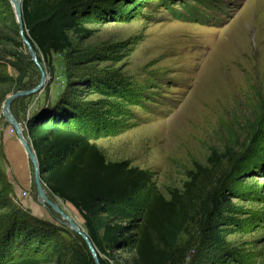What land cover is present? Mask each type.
I'll list each match as a JSON object with an SVG mask.
<instances>
[{
    "label": "rangeland",
    "instance_id": "rangeland-1",
    "mask_svg": "<svg viewBox=\"0 0 264 264\" xmlns=\"http://www.w3.org/2000/svg\"><path fill=\"white\" fill-rule=\"evenodd\" d=\"M91 8V36L72 39L73 49L53 54L50 65L42 62L48 84L10 105L27 143L35 110L71 108L106 162L149 173L166 199L182 191L196 165L209 169V158L220 155L211 185H202L204 193L216 186L232 204L208 221L226 244H198L200 216L179 242L194 264H264V0H94ZM39 78L11 6L0 0V264L29 251L66 252L81 240L40 204L32 166L30 199L39 213L22 206L7 179L3 105ZM44 189L84 230L80 214ZM43 260L72 264L69 254Z\"/></svg>",
    "mask_w": 264,
    "mask_h": 264
},
{
    "label": "trees",
    "instance_id": "trees-1",
    "mask_svg": "<svg viewBox=\"0 0 264 264\" xmlns=\"http://www.w3.org/2000/svg\"><path fill=\"white\" fill-rule=\"evenodd\" d=\"M93 3L22 0L24 35L39 64L50 65L53 54L73 49L72 39L80 41L91 36L87 27L93 23ZM83 123L71 108L56 106L28 120L26 130L41 182L52 196L80 214L100 264H194L187 258V246L181 245L179 236L198 216V244L208 250L225 246L219 230L212 231L208 221L213 213L232 204L218 195L216 186L204 193L202 185L206 180L211 185L213 170L222 164L220 155L209 158V169L196 165L187 174L182 191L173 190L166 199L151 186L149 173L127 162H106ZM50 249L51 254L29 251L13 255L7 258L15 259L5 264H42L52 255L61 258L65 254H69L72 264H95L81 240L66 252L57 247ZM118 253L123 258H116ZM209 264L218 262L212 260Z\"/></svg>",
    "mask_w": 264,
    "mask_h": 264
},
{
    "label": "water",
    "instance_id": "water-1",
    "mask_svg": "<svg viewBox=\"0 0 264 264\" xmlns=\"http://www.w3.org/2000/svg\"><path fill=\"white\" fill-rule=\"evenodd\" d=\"M21 2H22V0H20V5L18 7H15L14 17H15L16 23H17L18 28H19V34H20L21 40H22L23 44L26 46L28 54H29L32 62L36 65V67L39 71L40 78H39L38 84L34 88L27 90V91L17 92L16 94L10 96L5 101V103L3 105L2 115L5 118V120L8 122V124L15 130L17 139L22 144V146H23V148H24V150H25V152L29 158L30 164L32 166L33 182H34V186L36 189V194H37L38 200H40L41 197L45 199L46 204L51 209H53V211L57 214V216L60 219L65 220L69 224L68 228L70 230H72L75 234H77L81 238V240L85 243L94 263L100 264L99 260L97 258L96 252H95L85 230L81 231L77 227V224H75L71 219H69L63 211L59 210L51 201H49L47 198H45V189H44L43 183L41 182V178H40V174H39V165H38L36 154H35L34 150L32 149L31 145L28 144L26 139L24 138V136L22 134V130H21V125L12 117L10 110H9L12 101H14L15 99H17L19 97L32 96L34 94H38L48 84V78L45 76L43 68L41 67V65L37 61L36 53L24 35V26H23V22H22V18H21ZM44 113H45V111H43L42 109H40L38 111L35 110L32 113L31 118L40 117Z\"/></svg>",
    "mask_w": 264,
    "mask_h": 264
},
{
    "label": "crops",
    "instance_id": "crops-1",
    "mask_svg": "<svg viewBox=\"0 0 264 264\" xmlns=\"http://www.w3.org/2000/svg\"><path fill=\"white\" fill-rule=\"evenodd\" d=\"M1 143L4 154L3 160L7 169V179L13 194L21 200V204L25 209L34 214L39 213L41 207L37 202L30 199L32 189L31 164L24 148L17 138L9 132L3 136ZM22 193H25V197L21 195ZM40 214H43V212H40Z\"/></svg>",
    "mask_w": 264,
    "mask_h": 264
},
{
    "label": "bare ground",
    "instance_id": "bare-ground-1",
    "mask_svg": "<svg viewBox=\"0 0 264 264\" xmlns=\"http://www.w3.org/2000/svg\"><path fill=\"white\" fill-rule=\"evenodd\" d=\"M8 1V3L10 4V6H11V9H12V11H13V13H14V11H15V7H18L19 5H20V0H7ZM21 130H22V127H21ZM16 133V132H15ZM20 142V141H19ZM21 144V143H20ZM22 145V144H21ZM23 147V146H22ZM46 197V196H45ZM47 198V197H46ZM40 201V204L41 205H43L44 206V204H46V202H45V199L44 198H42L41 197V199L39 200ZM61 203H56L55 204V206L59 209V210H61V211H64L65 212V210H69V208H68V206H65V205H60ZM69 212V211H68ZM66 214V213H65ZM69 216V217H68ZM67 217L70 219V218H72L71 217V213L69 212V214L67 215ZM65 221V220H64ZM64 226H67V227H69V224L67 223V224H63ZM77 227L80 229V226L79 225H77ZM81 231H83L82 229H80Z\"/></svg>",
    "mask_w": 264,
    "mask_h": 264
},
{
    "label": "built area",
    "instance_id": "built-area-1",
    "mask_svg": "<svg viewBox=\"0 0 264 264\" xmlns=\"http://www.w3.org/2000/svg\"><path fill=\"white\" fill-rule=\"evenodd\" d=\"M9 133L12 134V135L15 134L14 129L11 126L9 127ZM23 195H25V194H23Z\"/></svg>",
    "mask_w": 264,
    "mask_h": 264
}]
</instances>
